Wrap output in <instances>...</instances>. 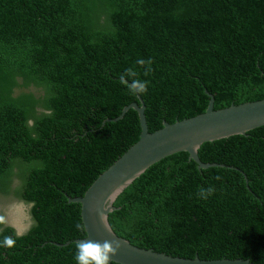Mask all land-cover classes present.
Masks as SVG:
<instances>
[{
    "label": "trees",
    "instance_id": "obj_1",
    "mask_svg": "<svg viewBox=\"0 0 264 264\" xmlns=\"http://www.w3.org/2000/svg\"><path fill=\"white\" fill-rule=\"evenodd\" d=\"M149 58L145 76L136 61ZM130 67L146 94L121 85ZM27 87L38 93L13 95ZM208 95L213 110L264 98V0H0V194L30 204L33 222L19 236L0 224V245L15 240L0 264H76L73 240L85 234L66 197L138 139L133 109L113 119L139 97L152 132L202 113ZM196 154L216 166L177 152L132 180L107 215L111 231L172 257L264 264V125Z\"/></svg>",
    "mask_w": 264,
    "mask_h": 264
},
{
    "label": "water",
    "instance_id": "obj_2",
    "mask_svg": "<svg viewBox=\"0 0 264 264\" xmlns=\"http://www.w3.org/2000/svg\"><path fill=\"white\" fill-rule=\"evenodd\" d=\"M138 101L139 105L130 103L123 107L120 114L113 119V121L121 119L129 108L133 109L138 118V139L103 170L81 196L66 197L67 203L79 205L80 221L84 226L85 237L75 239L73 242L87 239L101 242L118 240L121 247L117 255L111 257L112 263L115 264H254L247 259L238 258L201 260L194 256L185 259L138 248L116 236L111 229L106 231L101 223V217H106L107 223V215L117 209L112 206L116 196L145 169L160 159L177 152H186L188 160H192L197 169L216 166L213 163H201L197 158L196 148L205 142L234 135L242 136L249 130L263 126L264 98L213 110V99L208 95V102L202 113L176 120L171 124L162 122L161 127L152 132L147 131L143 115L144 106L139 97ZM14 233L19 236L17 232Z\"/></svg>",
    "mask_w": 264,
    "mask_h": 264
},
{
    "label": "clouds",
    "instance_id": "obj_3",
    "mask_svg": "<svg viewBox=\"0 0 264 264\" xmlns=\"http://www.w3.org/2000/svg\"><path fill=\"white\" fill-rule=\"evenodd\" d=\"M153 60L149 58L148 60L138 59L136 65L144 68V75L147 76L151 71V65ZM119 81L123 85L130 95H144L148 91L149 82L147 80L139 79V73L136 68L130 67L124 70L120 74ZM131 81V83H129ZM196 148V146H194ZM198 150V148H196ZM220 179V177H216ZM214 189L212 187L201 188L198 192V197L200 199H208L211 195L214 194ZM7 220L4 216H0V224H6ZM101 223L105 227L106 231H110V225L106 223V217H101ZM81 231L84 230V226L77 224L76 226ZM25 229L24 231H26ZM23 231H18V235H23ZM7 248H12L15 246V240L10 236H5L2 241V245ZM121 244L118 240H83L79 241L76 244V254L75 261L76 264H112L111 257L117 255L118 250L120 249Z\"/></svg>",
    "mask_w": 264,
    "mask_h": 264
},
{
    "label": "rangeland",
    "instance_id": "obj_4",
    "mask_svg": "<svg viewBox=\"0 0 264 264\" xmlns=\"http://www.w3.org/2000/svg\"><path fill=\"white\" fill-rule=\"evenodd\" d=\"M33 92L38 93V90L33 87H27L26 89H13V95L19 92ZM18 185V181L13 177L10 188H15ZM30 205L19 200L13 193L0 194V216H4L7 220L3 226L12 227L14 232L23 231L24 233L32 225V219L29 214ZM27 229L26 231H24Z\"/></svg>",
    "mask_w": 264,
    "mask_h": 264
},
{
    "label": "flooded vegetation",
    "instance_id": "obj_5",
    "mask_svg": "<svg viewBox=\"0 0 264 264\" xmlns=\"http://www.w3.org/2000/svg\"><path fill=\"white\" fill-rule=\"evenodd\" d=\"M12 189V188H11ZM28 204V203H27ZM30 205V204H29Z\"/></svg>",
    "mask_w": 264,
    "mask_h": 264
}]
</instances>
